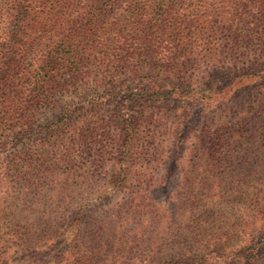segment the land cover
<instances>
[{
	"label": "trees",
	"instance_id": "obj_1",
	"mask_svg": "<svg viewBox=\"0 0 264 264\" xmlns=\"http://www.w3.org/2000/svg\"><path fill=\"white\" fill-rule=\"evenodd\" d=\"M241 6L249 14L264 9V0H0V264L26 251L59 256L51 264L94 262L89 240L99 235L83 238L77 221L64 233L23 229L18 201L28 194L12 200V185L54 180L63 164H71L70 181L79 158L87 176L108 169L109 187L127 189L130 178H141L139 169L166 162L161 103L210 101L192 89L194 74L218 67L223 48L234 50L241 40L262 37L264 45V19L253 14L245 30L236 26ZM226 8L232 16L224 31L217 20ZM224 32L231 42L217 40ZM84 85L93 90L83 101L89 109L69 105L57 121L37 126L38 113L51 109L57 94H77ZM219 128L188 147L204 167L222 147L219 133L228 128ZM51 150L60 151L58 161L50 162ZM63 185L53 190V202L70 209L62 195L75 191Z\"/></svg>",
	"mask_w": 264,
	"mask_h": 264
},
{
	"label": "rangeland",
	"instance_id": "obj_2",
	"mask_svg": "<svg viewBox=\"0 0 264 264\" xmlns=\"http://www.w3.org/2000/svg\"><path fill=\"white\" fill-rule=\"evenodd\" d=\"M246 12L241 6L235 20L241 31L253 14L264 19V9ZM221 13L217 21L226 31L232 14L227 8ZM210 35L204 31L201 37ZM227 36L224 32L217 40L231 42ZM260 38L251 44L241 40L234 50L223 48L218 67L194 74L192 89L212 96L210 101L161 103L168 120L160 136L169 159L160 166L139 169L141 178H130L127 189L109 187L104 174L108 169L99 171L96 178L87 176L79 158L74 163L80 168L70 181L66 176L71 164H63L54 172L57 177L45 185L42 181L12 185V200L28 194L18 201L23 229L45 233L57 227L64 233L77 221L83 238L99 235L89 240L88 249L95 250L91 264H264V45ZM92 91L84 85L77 94H57L52 108L38 113L37 126L57 121L69 105L89 109L83 101ZM78 116L72 115L73 119ZM223 126L228 129L219 133L222 147L216 161L211 163L209 154L210 167H204L188 154V147L204 131L213 133ZM33 138L23 142L30 144ZM60 157L56 150L48 156L51 163ZM63 184L65 190L75 191V195L70 191L62 195L70 209L53 202V190ZM46 253H18L11 256V264H51L59 257L49 258Z\"/></svg>",
	"mask_w": 264,
	"mask_h": 264
}]
</instances>
